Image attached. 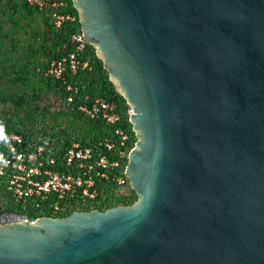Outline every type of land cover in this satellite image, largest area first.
Returning <instances> with one entry per match:
<instances>
[{"label":"water","instance_id":"obj_1","mask_svg":"<svg viewBox=\"0 0 264 264\" xmlns=\"http://www.w3.org/2000/svg\"><path fill=\"white\" fill-rule=\"evenodd\" d=\"M132 106L130 205L21 222L0 264H264V0H72Z\"/></svg>","mask_w":264,"mask_h":264},{"label":"built area","instance_id":"obj_2","mask_svg":"<svg viewBox=\"0 0 264 264\" xmlns=\"http://www.w3.org/2000/svg\"><path fill=\"white\" fill-rule=\"evenodd\" d=\"M22 3L50 18L55 32L78 20V14L69 11L72 0ZM88 47L79 29L66 34L57 54L47 58L45 79L66 104L59 111L73 115L32 121L0 144V215L34 222L73 211L102 212L127 204L134 192L125 172L137 139L132 106L123 98L120 109L108 95L80 97L76 84L68 83L77 72L91 71L90 59L81 57ZM62 91L70 93L68 98H62ZM74 99L78 102L72 106Z\"/></svg>","mask_w":264,"mask_h":264},{"label":"rangeland","instance_id":"obj_3","mask_svg":"<svg viewBox=\"0 0 264 264\" xmlns=\"http://www.w3.org/2000/svg\"><path fill=\"white\" fill-rule=\"evenodd\" d=\"M53 32L51 19L27 8L22 0L0 4V96L5 101L0 103L1 122L16 117L26 124L63 118L57 112L66 104L53 94L44 75L54 48ZM137 199L134 191L125 205Z\"/></svg>","mask_w":264,"mask_h":264},{"label":"trees","instance_id":"obj_4","mask_svg":"<svg viewBox=\"0 0 264 264\" xmlns=\"http://www.w3.org/2000/svg\"><path fill=\"white\" fill-rule=\"evenodd\" d=\"M28 8V7H27ZM30 9V8H29ZM69 11L73 14L77 15V12L74 8H72V5L69 6ZM80 29L78 20L72 24H66L64 25L58 32H53L52 35L53 40V50L49 51L48 57L54 56L57 54V50L61 47L62 42L64 41L66 34H71ZM82 59L89 58L92 68L90 72H77L76 76H74L71 79H68V83L70 84H76V86L79 89V96L81 97L83 94H88L91 96H96L98 94L100 95H108L115 99L120 109L124 106V99L123 97L118 94L115 90V86L113 83L109 80L108 74L102 69L101 61L95 57L94 51L91 47H88L85 51V53L81 56ZM49 88L51 91H55L54 87H52L51 82H47ZM63 99L68 98L70 93L68 92H60ZM5 102L2 97L0 96V103ZM78 102L77 99H74L72 102V106L75 105ZM18 104V103H16ZM20 107L21 105H17ZM57 114H61L62 116H69L70 114L73 115V112L70 111H58ZM29 119V117L27 116ZM32 121L29 120L27 123H31ZM0 125H2V131H0V144L5 140V138L11 133V132H21L24 125H26V122L24 118H10L7 119L5 122L0 121Z\"/></svg>","mask_w":264,"mask_h":264},{"label":"clouds","instance_id":"obj_5","mask_svg":"<svg viewBox=\"0 0 264 264\" xmlns=\"http://www.w3.org/2000/svg\"><path fill=\"white\" fill-rule=\"evenodd\" d=\"M0 131H2V125H0Z\"/></svg>","mask_w":264,"mask_h":264}]
</instances>
